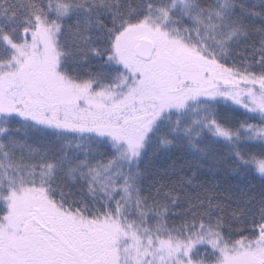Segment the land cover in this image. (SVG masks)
<instances>
[{
	"label": "snow or ice",
	"instance_id": "snow-or-ice-1",
	"mask_svg": "<svg viewBox=\"0 0 264 264\" xmlns=\"http://www.w3.org/2000/svg\"><path fill=\"white\" fill-rule=\"evenodd\" d=\"M0 264H264V0H0Z\"/></svg>",
	"mask_w": 264,
	"mask_h": 264
}]
</instances>
